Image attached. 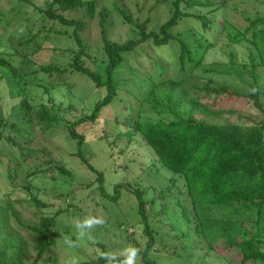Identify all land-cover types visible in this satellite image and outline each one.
<instances>
[{
	"label": "trees",
	"instance_id": "trees-1",
	"mask_svg": "<svg viewBox=\"0 0 264 264\" xmlns=\"http://www.w3.org/2000/svg\"><path fill=\"white\" fill-rule=\"evenodd\" d=\"M167 1H171L169 19L152 30L147 29L148 18L133 20L123 8H117L124 21L133 23L139 30V38L115 43L102 30V73L85 66L88 53L80 35L84 27L82 20L66 18L59 13L87 6L88 15L94 16L96 1L51 0L44 7H36L30 0H17L9 11L0 14V29L12 38L9 26L21 13L23 4L34 8L24 21H14V25L16 23L23 32L17 36L21 48L11 46L9 51H4L0 46V88H7L10 96L24 95L25 87L39 80L40 75L50 78L58 75L49 81L48 86L43 85L48 95L46 103L32 104L27 96L22 98L19 122L11 121L4 115L0 95V166L5 170L9 184H22L21 189L29 196L28 203L38 212L51 208L39 196L41 190L34 185V178L48 177L54 181L59 175L69 178L70 171L50 155L47 148L32 146L33 126L44 133L56 124H65L66 131L76 141L77 149L71 155L87 165L82 148L84 137L75 130V126L94 121L99 109L111 102L118 86L115 75L124 66V74L130 79L134 77L133 72L145 76L144 80L136 83L139 87L146 86L148 110L155 112L159 119L145 120L142 114L146 101H139L133 94L137 103H130V110L121 122L125 129H121L116 136L130 139L141 135L153 150L156 162L178 175V178L175 177L179 184L177 190L168 197L169 189H164L161 198H167L170 206L182 213L189 230L208 240L210 251L222 244L237 252L239 264L264 262V74H261L264 70V0H156V3ZM230 1H233L235 16L240 18L241 25L231 23L226 17ZM261 7L263 10H260ZM102 11L98 12L100 22L105 15ZM224 12L223 23L216 24ZM184 17L200 21L202 30L209 32L213 40H208L205 34L199 32L194 33L192 39L173 35L171 29ZM222 32H225L229 43L247 42L254 50L250 51L248 62L237 61L235 55L229 53L228 63L213 62L204 68L205 56ZM53 33L73 38L78 50L69 58L70 62L58 66L47 62L39 69L20 72L26 63H34L33 57L44 51L46 45L50 44L54 50L56 44L51 41ZM169 42L178 46L179 52L165 63L147 55L149 71H144L138 60L134 64L135 59L131 61L129 58L135 49L136 52L139 50L136 57L142 55L145 44L159 47ZM171 68L176 74L168 77L167 71ZM200 69L201 73H196ZM74 71L88 76L97 88L105 87L107 95L95 105L91 118L70 122L62 117L61 106L56 105L49 94L54 86L66 82L68 72ZM218 77L221 82H217ZM160 89L164 91L161 97L166 107L156 97ZM191 91L198 94L190 97ZM202 92L207 96L213 94L219 104L245 102L258 111L257 116L246 118L249 124L228 119L219 121L221 109L216 110L203 101ZM185 104L188 109L183 107ZM165 113L172 114L173 118L164 120L162 116ZM115 122L120 124L118 118ZM26 165L30 168L28 171ZM66 196L61 193L58 198L63 200ZM57 209L53 214L40 215L36 223H25L6 192V199H0V264H57L54 253L56 219L65 208L59 206ZM141 210L144 214L142 204ZM12 218L18 226L27 230L31 242L12 228ZM144 232L150 235L147 224ZM30 247L36 250V256L31 261L28 259ZM151 247L152 242H148L145 250L149 251ZM102 253L105 252L101 251L94 262H106L100 258ZM145 258L141 264H155Z\"/></svg>",
	"mask_w": 264,
	"mask_h": 264
},
{
	"label": "rangeland",
	"instance_id": "rangeland-1",
	"mask_svg": "<svg viewBox=\"0 0 264 264\" xmlns=\"http://www.w3.org/2000/svg\"><path fill=\"white\" fill-rule=\"evenodd\" d=\"M16 1L0 0V14L9 11ZM30 1L36 7H44L51 0ZM83 1H96L94 16L88 15L87 6L59 13L66 18L82 20L84 27L80 35L88 53L85 57V66L99 73H102L104 69V64H102L104 53L101 40L102 30L105 36L115 43L122 44L139 38V30L133 23L124 21L117 8H123L132 15L133 20L143 21L148 18V30L157 29L170 17L171 1L165 3H156V0ZM234 8L233 1H230L226 17L231 23L241 25L242 22L238 21L240 18L235 16ZM33 9L32 6L23 4L21 13L15 19L20 22L24 21L26 17H30ZM101 10L105 14L102 22L98 15ZM260 10H263V7ZM225 15V12L222 13L216 24L221 25ZM15 19L14 21H16ZM14 21L9 26L12 38H9L0 29V46L4 51H9L11 46L21 48L17 36L22 35L23 32H20L21 29H18L19 26L16 23L14 25ZM70 32L69 30L68 33L70 34ZM171 32L173 35L180 34L181 38L187 39L194 38V33L199 32L205 34L208 40H213L209 32L202 30L201 22L190 17L182 18L171 29ZM197 36L195 35V37ZM51 41L56 44L54 50L49 46L50 44L46 45L47 48L44 51L33 57L34 63H29V65L26 63L20 72L39 69L40 65L47 62H51L55 66L67 65L70 62L69 58L78 50L73 38H68L65 34L56 35L53 33ZM150 46L153 47V50L150 49ZM143 49V56L136 57L139 50L136 52L135 49L129 54V58L131 61L135 59L134 64L138 60V64L144 71H149L147 55L165 63L171 60V56L179 52L178 46L173 45V42L159 47L149 43L145 44ZM253 50V47L247 42L229 43L225 32H222L206 54L202 66L208 67L213 62L228 63L229 53L235 55L237 61L248 62L249 53ZM129 72L127 71V73ZM124 73L125 67L122 66L115 75V80L118 82L115 97L109 104L99 109L94 121H86L75 126V130L84 137L82 148L86 153L87 165L83 164L77 156L71 155L74 149H77L76 141L66 131L63 126L65 124H56L44 133L38 127L33 126L31 130L32 146L47 148L50 155L52 154L70 171L69 178L59 175L54 181L48 177L34 178V185L40 187L41 190L39 196L52 207L38 212L28 203L29 196L21 189L22 184L17 182L15 185L9 184L5 178L6 172L1 166L0 199L5 200L6 192L9 193L11 200L14 201L15 210L18 211L21 219L29 224L36 223L40 215L53 214L59 206L65 208L56 219L54 253L58 259L57 264H66V261L72 256L78 258V264H98L94 261L101 251L112 252L121 257L122 250L129 246L140 250L136 264H141L145 256L155 264H239L240 257L234 249H227L226 246L220 244L214 251H210L208 240L189 230L188 222L182 213L177 208H172L167 198H161V192L164 189H169L167 190L168 197L172 191L177 190L179 184L175 177L178 178V175L156 162L153 150L143 137L139 134L130 139L125 136H116L121 132V129H125L122 123L130 110V103L133 105L137 103L134 101V96H137L139 101L147 100L145 98L146 86L139 87L136 83L140 79L144 80L145 76L140 72H133L134 77L130 79ZM167 73L168 77H172L176 71L171 68ZM196 73L200 74L201 69ZM261 74H264V70L261 71ZM57 76L54 74L50 78L44 74L40 75L39 80L25 87L26 94L24 95L10 96L7 88L1 84L3 87L0 88V95L4 115L11 121H21L19 113L22 98L25 96L32 104L46 103L48 95L45 94L43 85L48 86L49 81H53ZM66 78V82H61L50 89L49 94L55 104L61 106L62 117L70 122H75L80 118L88 119L89 116L91 118L95 105L107 95L106 88H97L88 76L75 71L68 72ZM219 81L221 82L220 77L217 78V82ZM163 92L161 89L158 90L156 97L166 107L167 104L161 97ZM195 94L198 93L191 91L189 96L193 97ZM204 94V92L200 94L203 101L210 103L216 110L221 109L219 121L228 119L249 124L250 122L245 119L257 116L258 111L245 102L229 101L219 104L213 94L208 96ZM262 100L264 102V97ZM183 107L188 109L187 104ZM149 108L146 101L142 117L145 120H158L159 116L148 110ZM162 117L166 121L173 118L170 113H165ZM115 118L120 121L119 125H116ZM41 155L40 152L39 156ZM25 169L28 171L30 168L26 165ZM100 178L101 180H98ZM100 185H102L101 189ZM61 193L67 194L63 200L58 198ZM141 204L144 206V214ZM89 215L101 217L105 223L92 228L90 235L80 242L77 248L69 249L59 239L60 235H68L73 241H76L75 224L78 220H83ZM11 221L12 228L31 242L27 230L18 226L13 218ZM145 224L148 226L150 235L144 232ZM148 242H152V247L151 250L146 251ZM29 251L28 259L31 261L36 256V250L30 247ZM103 264H107V262ZM254 264H264V262L258 261Z\"/></svg>",
	"mask_w": 264,
	"mask_h": 264
},
{
	"label": "clouds",
	"instance_id": "clouds-1",
	"mask_svg": "<svg viewBox=\"0 0 264 264\" xmlns=\"http://www.w3.org/2000/svg\"><path fill=\"white\" fill-rule=\"evenodd\" d=\"M105 223L104 219L98 216L89 215L83 220H78L75 224V235L76 241H73L68 235H60V240L69 249H75L79 246L80 242L85 240L90 235V230L97 226H102ZM139 249L134 246H129L128 248L122 250L120 256L122 259L112 252H105L101 254L102 259H104L107 264H136V260L139 255ZM66 264H78V258L76 256L70 257Z\"/></svg>",
	"mask_w": 264,
	"mask_h": 264
}]
</instances>
